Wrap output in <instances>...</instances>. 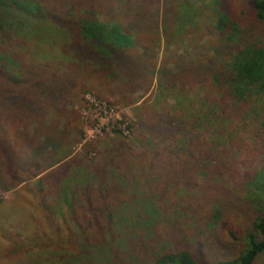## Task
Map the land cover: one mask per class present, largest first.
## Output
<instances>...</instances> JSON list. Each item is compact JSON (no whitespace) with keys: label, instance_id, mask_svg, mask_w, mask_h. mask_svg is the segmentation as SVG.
I'll return each instance as SVG.
<instances>
[{"label":"rangeland","instance_id":"1","mask_svg":"<svg viewBox=\"0 0 264 264\" xmlns=\"http://www.w3.org/2000/svg\"><path fill=\"white\" fill-rule=\"evenodd\" d=\"M45 1L54 9H68L76 3L77 9L81 10L90 4L102 18L119 21L133 13L145 27L150 26V30L159 26L165 37L162 36L159 42L154 62L158 68L166 66L170 76L176 65L169 61L175 55L172 43L177 52L182 53L184 48L191 46L205 47L216 35L214 0ZM251 1L240 0V3L250 11ZM165 7L170 12L166 25L163 24ZM10 18L5 19L8 27L0 26V66L4 65L14 80L3 81L0 85V264H53V260L60 264L84 252L88 253L87 259L78 264H154L159 255L193 248L190 246L194 245V236L199 232L215 234L208 226L209 222H205L210 205L225 197L230 200L237 197L236 188L245 197L244 176L264 169V130L259 123H235L236 139L227 143L223 137L216 141L220 148L227 144L229 151L221 157V161L225 160L224 166L211 170L205 166L206 154L193 150L191 155L189 149L193 142L207 146L205 143L211 140L213 133L226 134L220 121L224 110L221 112L217 108L212 124L205 121L200 126H192L187 121L189 99L200 102L202 93L210 91L204 79L198 80L194 90L186 89L189 99L175 108L176 95L183 92L179 77L182 79L187 74L185 77L190 78V68L185 74L180 68V72L174 71L179 73H174L178 76L173 80L166 77L161 84L154 80L148 93L137 92L132 98L128 93L117 92V84L108 86L90 77L81 78L74 68L54 57V49L47 45L48 41L46 44L41 42L44 36L36 37L31 32L34 24L42 25L44 20L30 21L17 12ZM167 36L169 44L166 43ZM163 62H166L165 66ZM47 79L60 94L55 103L40 99L42 109L36 110L39 116L34 118L27 108L31 100L39 98L36 97L39 95L38 83L41 85ZM74 87L75 90L70 92ZM199 92L200 96L195 95ZM63 101H69L66 108ZM35 121L43 122L35 124ZM34 127L39 128L38 139L25 137V132L33 133ZM3 131L16 137L4 139ZM173 132H177L174 134L176 139L167 136ZM52 137L56 138L58 146L49 151L43 142L48 143ZM164 140L170 144L167 149L162 148ZM18 141H36L34 145L43 147V155H37L35 159L30 151H21L19 155L11 153L8 144ZM189 158L195 163L193 160L187 163ZM37 160L41 171H46L28 179V171ZM114 170H126L139 196L135 200L145 201L138 205L132 201L126 207L122 204L112 206L111 212L102 211V214V207L97 206L105 236L97 235L95 242L86 241L77 246L74 238L78 233H72L71 244L57 247L56 241L49 240L52 229L48 217L44 218L48 214L47 208L51 211L50 206H53L59 217H65L70 225L72 203L66 199L78 198L73 190L88 180L97 186L101 183L100 172L111 174ZM23 180L26 186L14 190ZM123 191L128 192V189ZM39 193L45 196L43 203L38 198ZM128 195L132 196L131 193ZM110 214L117 230L113 233L117 235L115 241H123L124 245L117 248L121 252L116 253L117 261H112V247H107L108 244L112 246L107 228ZM120 224L134 232L131 238L138 240L137 246L134 240L125 242L128 240L126 230L118 231ZM136 224L140 229L135 228ZM202 224H207V228H202ZM216 232L225 237L221 231ZM57 241L60 243L61 240ZM235 247L224 246L219 253L225 257L233 256L237 252ZM64 248L65 255L58 257ZM122 254L127 256L123 258ZM255 264H264V253Z\"/></svg>","mask_w":264,"mask_h":264},{"label":"trees","instance_id":"2","mask_svg":"<svg viewBox=\"0 0 264 264\" xmlns=\"http://www.w3.org/2000/svg\"><path fill=\"white\" fill-rule=\"evenodd\" d=\"M167 1L164 0V2ZM46 2L45 0H0V26L8 27V22H5V19H11L14 12L23 13L24 17L30 21L44 20L42 25L34 24L35 27L34 29L32 27L31 32L36 37L44 36L41 38V42L46 44V40L48 41L47 45L54 49V57L58 60L62 59L74 68L81 78L90 77L102 81L108 86L117 84V92L128 93L132 98L137 92L148 93L154 80H159L160 84L166 77L173 80L174 76H178L174 73H179V68L184 74L187 68L191 69L190 78L185 77L187 74L182 79L179 77L180 85H183V92L186 89L194 90L199 79L200 82L204 79L209 84L210 91L202 93L200 102L189 99L187 91L178 92L176 95L177 104L174 106L177 108L189 99L190 105H188L186 119L192 126H200L205 121L212 124L213 115L218 110L221 112L224 110L221 113L220 121L226 129V134L213 133L211 140L205 143L207 146L202 147L201 144L193 142L189 149L191 155L194 151L206 154L208 160L205 161V166L210 167L211 170L224 166L225 160L221 161V157L223 154H227L229 149L227 144L225 147L222 146L223 148L218 147L216 141L218 142L223 137H226L224 140L227 143L236 139L238 132L233 128L235 123L245 125L248 122L250 124L256 122L264 130V0H252L250 11L241 5L240 0H214L213 4L217 8L213 16L216 35L210 38L205 47L194 48L191 46V48H184L182 53H178L176 45L172 43V47H174L172 51L175 52V55L173 58H169V61L176 64L173 67V76L167 74L166 62H163L165 68L163 65L158 68L154 62L159 42L165 35V33L162 35L159 26L156 30H150V26L145 27L140 18L133 13L130 16L125 15L123 20L119 21V19L102 18L95 7L90 4L81 10L77 9L76 3L71 4L68 9L66 7L54 9L52 4L47 5ZM139 6L140 4L137 7L139 8ZM165 11L163 24L166 25V19L170 16V12H168V8L166 10V7ZM169 42L167 36L166 43L169 44ZM57 52L58 56H56ZM11 75L12 73L2 65L0 85L3 81L6 83L12 81L13 75ZM38 88L39 95L36 97L39 98L31 100L27 108L34 118L39 116L36 110L42 109L40 99L55 103V98L60 94L48 79L44 80L41 85L38 83ZM74 90L75 87L70 89V92ZM197 94L200 96V92L195 93V95ZM68 103L69 101H63V106L66 108ZM55 111L57 112L56 109ZM40 122L43 121H35V124H40ZM33 131V133L26 131L27 136L23 134L25 137L38 139L39 128L34 127ZM243 131L242 128L241 132ZM175 133L177 132L168 133L167 136L176 139ZM1 136L4 139L16 137L10 136L4 131ZM55 139L52 137L49 138L48 143L43 142L47 150L50 151L53 146H58ZM34 142L36 143V141ZM34 142L10 143L8 145L11 148L8 147V149L11 153L18 155L21 151H30L36 159L37 155H43L44 152L43 147H36ZM151 142L153 143V141ZM162 143L163 149L169 148L170 144L166 140ZM192 160L189 158L187 163ZM193 162L195 163V160ZM45 171H41L37 160L28 171V179L33 176L39 177ZM100 173L98 177H100L101 183L96 186L92 185L90 180L86 184L81 182L73 190L78 198L76 200L74 198L66 199V202L72 203L69 216L72 220L70 225L65 217H59V213L53 206H50L51 211L47 208L48 214L44 218L48 217L52 229V236L49 240L56 241L57 247L63 248L60 244H71L72 233H78V236L74 238L77 246L85 244L86 241L95 242L97 235L105 236L104 232L102 233L104 228L99 220L102 211L103 213L104 211L111 212L112 206L122 204L126 207L132 204V201L137 203L136 205L142 203L143 199L135 200L136 196L137 198L139 196L135 193L126 170L123 172L114 170L111 174L108 171ZM244 179L245 197L241 196L236 188L237 197L232 200L225 197L210 205L209 215L205 222H209L208 226L210 225L214 229L215 234L199 232L194 236V245L190 246L193 248L159 255L154 264H255L258 257L264 253V169L253 174L248 173ZM23 182L26 181L23 180ZM19 185L20 183L16 186ZM124 188H127L128 192H124ZM79 191L81 192L79 193ZM233 192L235 191L233 190ZM128 193H131L132 196H129ZM39 196V200L43 203L45 196L42 193H39ZM112 196L116 198L112 199ZM46 200L49 204L48 198ZM97 206L102 207L99 215ZM108 217L110 220V225H107L110 235L108 239L109 242H112V246L108 244L107 247H112L111 252H114L112 261H117L116 253L120 252L117 248L124 245L123 241H115L117 235L113 233L117 230L112 225L113 216L110 214ZM120 225L118 231L126 230ZM135 228L140 229V226L137 225ZM202 228L206 229L207 224L205 226L202 224ZM216 230L224 233L225 237L222 238ZM133 234L131 229H127L128 240L125 242L134 240L135 246H137L138 240L131 238ZM57 240H61L60 243ZM234 245H236L237 251L235 255L225 257L219 253L224 246L232 247ZM103 246L105 247V245ZM63 253H65V248L61 254H58V257L64 256ZM87 255V252L80 253L75 258L67 259L65 263H85ZM125 256L127 255H123V258ZM57 263V260H53V264Z\"/></svg>","mask_w":264,"mask_h":264},{"label":"crops","instance_id":"3","mask_svg":"<svg viewBox=\"0 0 264 264\" xmlns=\"http://www.w3.org/2000/svg\"><path fill=\"white\" fill-rule=\"evenodd\" d=\"M24 186H26V184H25V182H22V183H20V185L18 186V187H16L14 190H17V191H19V190H21V189H23V187ZM13 190V191H14ZM7 203H9V202H7ZM4 204H6V203H4ZM4 226H9V225H4Z\"/></svg>","mask_w":264,"mask_h":264}]
</instances>
